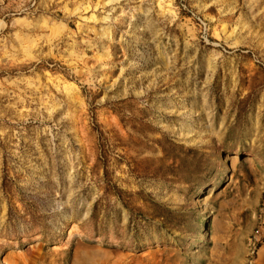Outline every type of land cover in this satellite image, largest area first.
Instances as JSON below:
<instances>
[{
	"label": "rangeland",
	"instance_id": "obj_1",
	"mask_svg": "<svg viewBox=\"0 0 264 264\" xmlns=\"http://www.w3.org/2000/svg\"><path fill=\"white\" fill-rule=\"evenodd\" d=\"M263 190L264 0H0V264H227Z\"/></svg>",
	"mask_w": 264,
	"mask_h": 264
},
{
	"label": "built area",
	"instance_id": "obj_2",
	"mask_svg": "<svg viewBox=\"0 0 264 264\" xmlns=\"http://www.w3.org/2000/svg\"><path fill=\"white\" fill-rule=\"evenodd\" d=\"M264 243V190L256 213V225L247 239V254L244 264H257L258 252Z\"/></svg>",
	"mask_w": 264,
	"mask_h": 264
},
{
	"label": "crops",
	"instance_id": "obj_3",
	"mask_svg": "<svg viewBox=\"0 0 264 264\" xmlns=\"http://www.w3.org/2000/svg\"><path fill=\"white\" fill-rule=\"evenodd\" d=\"M256 225V222H255ZM255 227V226H254ZM254 229V228H253ZM243 228L241 231L237 232L236 238L233 236V231H230L229 236L232 238V240L239 241L238 245L241 246V252L237 256H234L230 260H228L227 264H244L246 254H247V239L252 233L250 230ZM257 264H264V243L261 245L258 257H257Z\"/></svg>",
	"mask_w": 264,
	"mask_h": 264
},
{
	"label": "bare ground",
	"instance_id": "obj_4",
	"mask_svg": "<svg viewBox=\"0 0 264 264\" xmlns=\"http://www.w3.org/2000/svg\"><path fill=\"white\" fill-rule=\"evenodd\" d=\"M232 161L233 162H236L237 161V158L236 157H233Z\"/></svg>",
	"mask_w": 264,
	"mask_h": 264
}]
</instances>
